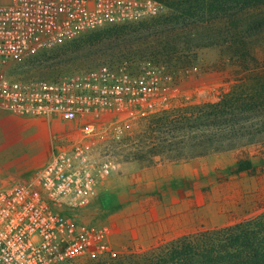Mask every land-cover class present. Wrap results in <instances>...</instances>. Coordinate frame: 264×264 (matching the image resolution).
<instances>
[{"label":"rangeland","instance_id":"obj_1","mask_svg":"<svg viewBox=\"0 0 264 264\" xmlns=\"http://www.w3.org/2000/svg\"><path fill=\"white\" fill-rule=\"evenodd\" d=\"M165 1L166 8L158 14L105 23L66 44L8 66L15 78L54 79L127 59L134 72L157 67L168 84L161 107L141 116L129 114L120 130L107 126L96 151L98 158L109 157L117 166L83 217L109 223V243L116 255L67 264H173L172 249L184 246L181 238L189 236L195 248H203L210 246L208 235L216 237L226 228L264 218V142L183 160L161 155L139 157L153 148L145 134L151 130L150 120L155 114L217 102L247 72L264 70V42L245 44L261 61L246 67L237 55L242 49L237 42L240 37L227 33L226 14L215 12L211 5L233 6L232 2ZM238 3V9L249 4L243 9L249 14L264 6V0ZM237 8L232 10L238 17L243 10ZM216 28L220 31L211 33ZM197 30L209 32L196 36L191 44L175 39L167 55L153 56L148 50V45H156L155 38L163 40L168 32ZM261 36L243 37L255 40ZM57 131L52 130V135ZM246 160L255 168L240 169L239 162ZM14 180L0 183V189Z\"/></svg>","mask_w":264,"mask_h":264},{"label":"built area","instance_id":"obj_2","mask_svg":"<svg viewBox=\"0 0 264 264\" xmlns=\"http://www.w3.org/2000/svg\"><path fill=\"white\" fill-rule=\"evenodd\" d=\"M163 0H0V108L72 123L53 136L50 159L0 189V264H67L115 256L106 221L83 217L116 168L96 151L106 128L162 106L159 69L129 60L54 79L15 78L11 62L70 42L105 23L152 16ZM112 114V115H111Z\"/></svg>","mask_w":264,"mask_h":264},{"label":"trees","instance_id":"obj_3","mask_svg":"<svg viewBox=\"0 0 264 264\" xmlns=\"http://www.w3.org/2000/svg\"><path fill=\"white\" fill-rule=\"evenodd\" d=\"M224 1L232 2L233 6H222L220 3L211 5L215 12L222 10L226 14L227 33L232 32L240 37L241 40L237 42L242 44V49L237 55L246 67L251 62L259 65L261 61L250 53L245 44L249 41L259 45L264 42V37L254 40L244 39L243 36L264 35V6H260L255 14H249V11L243 10L249 4L238 9L241 0ZM254 1L259 3L262 0ZM235 8L243 10L238 17V12L232 10ZM217 30L220 31L216 28L211 33ZM196 32H168L169 35L163 40L159 37L154 40L162 49L151 44L148 50L153 56L159 53L167 55L166 51L175 39L191 44L196 36L209 31ZM150 123L151 130L147 131L145 137L148 144L152 142L153 148L146 154H140L142 158L161 155L183 160L264 142V70L247 72L217 102L164 110L155 114ZM239 165L242 170L255 168L247 160L239 162ZM263 219L254 224L241 223L234 228H226L215 234L216 237L208 235L206 238L210 246L203 248H195L194 242H189V236H185L180 239L184 246L172 249L171 261L173 264H264Z\"/></svg>","mask_w":264,"mask_h":264},{"label":"crops","instance_id":"obj_4","mask_svg":"<svg viewBox=\"0 0 264 264\" xmlns=\"http://www.w3.org/2000/svg\"><path fill=\"white\" fill-rule=\"evenodd\" d=\"M9 113L0 108V183H8L46 163L53 154L52 130L64 134L72 124L56 117ZM104 183L105 180L99 185V193Z\"/></svg>","mask_w":264,"mask_h":264}]
</instances>
